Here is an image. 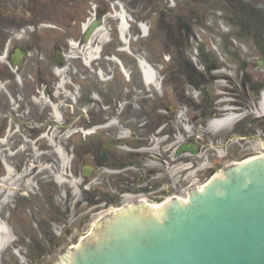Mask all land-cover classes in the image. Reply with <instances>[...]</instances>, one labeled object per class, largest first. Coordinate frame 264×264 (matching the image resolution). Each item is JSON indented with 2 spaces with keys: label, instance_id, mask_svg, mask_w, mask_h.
<instances>
[{
  "label": "rangeland",
  "instance_id": "1",
  "mask_svg": "<svg viewBox=\"0 0 264 264\" xmlns=\"http://www.w3.org/2000/svg\"><path fill=\"white\" fill-rule=\"evenodd\" d=\"M235 1L264 13V0ZM43 2L0 0V55L7 50L0 60V222L16 238V250L2 249L0 264H72L70 248L77 250L80 237L112 208L136 207L139 198H187L193 187L224 176V166L264 157V36L238 34L233 18L213 5L201 28L179 0H88L67 7ZM163 4L174 17L158 14ZM99 11L104 37L98 32L82 43L81 23ZM175 15L191 27L187 48ZM121 16L131 19L124 39ZM172 42L192 63V75L167 61L176 52ZM16 48L29 52L18 68L10 62ZM91 48H102L101 58L83 63ZM199 51L216 68L208 72ZM145 57L157 85L142 80L137 61ZM227 102L243 119L212 129L211 119L231 111ZM202 104H211L215 114L203 115ZM81 115L106 122L86 129ZM191 143L195 153L176 154L180 144ZM127 151L138 153L136 164L107 167ZM84 163L94 167L85 178ZM4 165L11 169L9 180Z\"/></svg>",
  "mask_w": 264,
  "mask_h": 264
},
{
  "label": "water",
  "instance_id": "2",
  "mask_svg": "<svg viewBox=\"0 0 264 264\" xmlns=\"http://www.w3.org/2000/svg\"><path fill=\"white\" fill-rule=\"evenodd\" d=\"M97 25H89L85 40ZM27 53L16 49L12 64L22 65ZM178 148L177 154L196 151L193 144ZM257 161L264 158L227 166L229 181L214 178L202 192L193 188L189 202L173 198L154 215L143 203L136 211L108 213L81 242L94 235L95 247L86 243L75 264H264V162ZM92 171L85 165L81 174Z\"/></svg>",
  "mask_w": 264,
  "mask_h": 264
},
{
  "label": "bare ground",
  "instance_id": "3",
  "mask_svg": "<svg viewBox=\"0 0 264 264\" xmlns=\"http://www.w3.org/2000/svg\"><path fill=\"white\" fill-rule=\"evenodd\" d=\"M89 20H90V18H89ZM119 20L121 22L120 25H119L120 37H121V39L122 38L124 39L125 38L124 35H126V31H127V23L124 21V17L123 16H121V18ZM83 28H86V24L83 25ZM101 28H102V26L96 28V30L94 31L93 36L91 38H93L95 35H97V33L100 31ZM98 34L99 35L101 34L100 39H102L104 37V35H103L102 32H99ZM71 45H73V43H71ZM97 52H98V49H92V48L90 49L89 52H85V54L88 57L87 56L85 57L84 62L87 63L92 57H95L96 56L95 54ZM4 58H5L4 56H0V59L3 60V61L5 60ZM138 62H139L140 67L142 69L141 73H142V76H144V83L157 85L158 84V82H157V80H158L157 74L156 75H149L147 73V68H146L148 65L147 64L145 65V62L142 61V60H140ZM260 110H261L260 111L261 113H264V96H262L261 99H260ZM239 116L240 115H238L236 113L226 114L225 116L222 117V119H219V118H213V119H211V121H210L211 123L209 125H210V127L212 129H215V130L222 129V128H226V127H229L231 124H233V121H235L236 119H238ZM256 157H258V155L254 156V157H250V158H245V160H243V161L234 162V163H236V165H243V164H245V162H248L249 160L255 159ZM257 162H264V161H257ZM4 166L6 167V175L4 177H5V179H8L9 180L11 178L10 177V175H11V169L7 165H4ZM219 179L229 181V178L227 177V175L221 176V177H219ZM216 182L214 184H212V187H214V186L215 187H218V182L217 183ZM205 184H203V185H205ZM203 185L199 186V188L203 187ZM209 193H210V191L209 192H206L205 194L209 195ZM129 198H133V197L129 195V196H127V199H129ZM176 198H178V201H180V202H186V200H187V198H180V197H176ZM140 203H143V204L149 206L150 207V213H152V215H154L157 212H159V211L162 210V209L160 210L159 207H161V205L163 203H165V202L156 203V202H151V201L148 202L145 199H140ZM138 206H140V205H138ZM188 206L193 207V206H195V203H193V205L191 203ZM137 208L138 207H136V208L135 207H131V208L130 207H127V208H123V207L116 208L115 207V208H112L109 211V213H113L115 215H119V214H123V213H129V212H132V211H136ZM100 225L101 224L98 223V225H95L94 227L98 229L100 227ZM94 227H92L87 232L86 235L81 236L80 237L81 238L80 241L83 240L85 237H88V235H90L93 232V230L95 229ZM11 239L12 238H11L10 230L1 221L0 222V254H1L2 248H4L6 245H8L9 242H11ZM89 239H90V241L89 240L88 241H85L84 245H80V247L75 252V254L72 253V254H74V255H72L73 258L71 259L72 262H74L72 264H75V262H76V260H75L76 257L75 256H77L82 251L86 250V248H85L86 247V243L89 242L92 246L95 247V237H94V235H92L91 238H89ZM76 253H78V254H76Z\"/></svg>",
  "mask_w": 264,
  "mask_h": 264
},
{
  "label": "trees",
  "instance_id": "4",
  "mask_svg": "<svg viewBox=\"0 0 264 264\" xmlns=\"http://www.w3.org/2000/svg\"><path fill=\"white\" fill-rule=\"evenodd\" d=\"M181 2H183L184 4H186L187 8H189V10L191 11V16H192V19L194 21H196V24L199 25V26H204V22H205V14H206V11L208 10V7L209 5H213L212 7L214 8H217L218 6H221L225 9L228 8V3H229V0H208L209 2L206 3V0H179ZM148 2H150L151 4L152 3H156L158 4L159 3V0H148ZM158 10H159V13L161 14V16L163 15V13H167L169 12L170 10L166 7V5H163V6H158ZM161 20V18H160ZM175 22L174 24H178L180 29L182 30L183 32V35H184V41H185V46L187 45L188 46V35L190 33V30H189V26L187 25V22L184 21L183 19L175 16ZM160 24L162 26H164V22L161 20L160 21ZM166 24V23H165ZM195 24V25H196ZM166 31L168 32L167 36H170V31L168 30L170 27L169 25H167L166 27ZM171 48H173L174 46L173 45H170ZM177 51L171 55V63L172 64H176V62L178 63L177 64V67L179 66L180 68H182V70H180L181 72H188V71H194L192 69V64L188 61H185V59H183V56L182 54H180L178 52L179 49H176ZM200 57H201V61H203L204 65H205V68L206 70H209V69H212L213 68V65H208L209 64V60L207 61L206 59L203 58V54L201 55L200 54ZM211 104L209 106L205 105L203 106V109L202 110H208L209 111V115L211 114L212 110L210 108ZM204 115V114H203ZM79 120H80V124H84L86 127L87 126H92L93 124H102L104 123L105 120H103L102 118H95V116H90L88 117V119H85V117H83V115H81L79 117ZM156 126H154L153 128H155ZM76 156H78V152H76ZM132 156V155H131Z\"/></svg>",
  "mask_w": 264,
  "mask_h": 264
},
{
  "label": "flooded vegetation",
  "instance_id": "5",
  "mask_svg": "<svg viewBox=\"0 0 264 264\" xmlns=\"http://www.w3.org/2000/svg\"><path fill=\"white\" fill-rule=\"evenodd\" d=\"M46 1L52 2L54 7L76 6L78 4L84 5L88 3V0H44L42 3L43 6L45 5ZM220 11L222 13L227 11L226 14H229L234 19H232V23L237 24L238 34L242 32L243 35L254 36L258 38L264 36V18L262 17L264 16V13L258 11L255 7L252 9L250 6H245L243 4L237 3L235 0H231L226 11L223 8H221ZM83 37L84 36L81 37V41L83 40ZM3 123L4 121L0 117V135H3ZM129 160L130 159L128 158L125 159V165L131 163Z\"/></svg>",
  "mask_w": 264,
  "mask_h": 264
}]
</instances>
